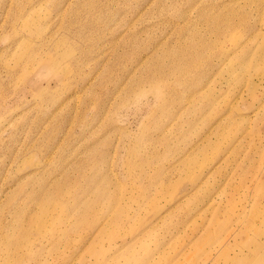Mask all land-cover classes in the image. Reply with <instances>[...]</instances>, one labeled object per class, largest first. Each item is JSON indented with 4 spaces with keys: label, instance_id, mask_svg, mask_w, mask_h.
I'll use <instances>...</instances> for the list:
<instances>
[{
    "label": "rangeland",
    "instance_id": "rangeland-1",
    "mask_svg": "<svg viewBox=\"0 0 264 264\" xmlns=\"http://www.w3.org/2000/svg\"><path fill=\"white\" fill-rule=\"evenodd\" d=\"M102 247L264 264V0H0V264Z\"/></svg>",
    "mask_w": 264,
    "mask_h": 264
},
{
    "label": "bare ground",
    "instance_id": "bare-ground-1",
    "mask_svg": "<svg viewBox=\"0 0 264 264\" xmlns=\"http://www.w3.org/2000/svg\"><path fill=\"white\" fill-rule=\"evenodd\" d=\"M214 33H216V34H218L219 32H221V34L223 35V33H224V31H220L218 28H215L214 29ZM233 61V60H232ZM235 64V63H234ZM261 69V68H260ZM259 69V70H260ZM257 73V72H256ZM28 76V75H27ZM28 79H29V77L27 78V81H28ZM262 112V111H261ZM246 159H247V157H246ZM254 167V166H253ZM43 198V197H42ZM43 199H46L45 197L43 198ZM205 199H206V197H205ZM204 201V200H203ZM120 216V215H119ZM117 217V216H116ZM75 225V224H74ZM73 225V226H74ZM203 237H205V236H203ZM203 241V240H202ZM202 241L199 243V244H201L202 243ZM196 245V244H195ZM192 247V245L190 246V248ZM58 248V246H57V244L55 245V247H54V249H57ZM188 250V249H187ZM56 251H59V249H57ZM189 252V251H188ZM17 253H18V257L20 258V260L22 261L23 260V262L24 261H26L25 259H24V257L23 256H28V258H29V260H34L36 263L39 261V262H41L40 260H38L37 259V257H36V254L34 255V254H30V252H28L29 253V255H28V253L26 254V252H23L22 254H21V252L19 251H17ZM186 254V253H185ZM215 258H216V256H212L211 257V262H212V264L214 263V261H215ZM172 259V257H170V260ZM19 260V261H20ZM86 260V259H85ZM84 260V258L81 256L80 258H79V264H88L86 261ZM18 261V262H19ZM114 261V260H113ZM38 262V263H39ZM120 262V261H119ZM26 263V262H25ZM112 263V262H111ZM116 263V262H115ZM128 263V262H127ZM71 264H78L77 263V261H74L73 263H71ZM106 264H109L108 263V260H106ZM130 264V263H129Z\"/></svg>",
    "mask_w": 264,
    "mask_h": 264
},
{
    "label": "crops",
    "instance_id": "crops-1",
    "mask_svg": "<svg viewBox=\"0 0 264 264\" xmlns=\"http://www.w3.org/2000/svg\"><path fill=\"white\" fill-rule=\"evenodd\" d=\"M111 250V248L110 247H107V248H105V247H102V249L99 251V255H98V257L99 258H102V259H104L105 260V264H106V260H109V258H106L105 256H104V253H107V252H109ZM83 254H81L80 256H82ZM36 257H37V255H36ZM38 258V257H37ZM39 260V259H38ZM41 261V260H40ZM74 261H76V259L75 260H73L71 263H73ZM172 261V259L170 260V262ZM41 264L43 263L42 261L40 262ZM70 263V264H71ZM88 264H96V263H88ZM98 264V263H97ZM133 264H135V263H133Z\"/></svg>",
    "mask_w": 264,
    "mask_h": 264
}]
</instances>
